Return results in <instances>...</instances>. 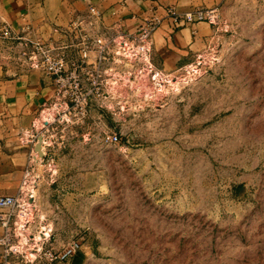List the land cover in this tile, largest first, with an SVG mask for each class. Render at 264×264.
I'll use <instances>...</instances> for the list:
<instances>
[{"label":"rangeland","instance_id":"obj_1","mask_svg":"<svg viewBox=\"0 0 264 264\" xmlns=\"http://www.w3.org/2000/svg\"><path fill=\"white\" fill-rule=\"evenodd\" d=\"M42 7L54 23L70 10ZM218 7L166 98L130 97L121 113L119 98L106 116L35 134L38 221L57 249L80 241L71 264H264V0Z\"/></svg>","mask_w":264,"mask_h":264},{"label":"built area","instance_id":"obj_2","mask_svg":"<svg viewBox=\"0 0 264 264\" xmlns=\"http://www.w3.org/2000/svg\"><path fill=\"white\" fill-rule=\"evenodd\" d=\"M166 11L165 16L150 15L131 31L118 22L107 24L103 13L89 4L67 24L55 26L50 38L37 34L31 25L16 28L0 18V55L17 68L40 71L53 80L52 97L21 138L30 149L21 186L15 194L0 196V264H71L81 250L80 241L73 239L57 249L53 226L38 221L40 210L32 175L35 134L57 124L84 123L93 113L106 116L109 104L119 98L126 100L120 113L130 97L144 96L153 101L166 98L177 78L154 64V33L166 17L178 24L206 22L216 26L220 16L219 7L186 12L168 7ZM201 65L202 55H198L197 63L184 71L197 76ZM124 86L132 93L128 98ZM106 140L115 144L119 137L109 134Z\"/></svg>","mask_w":264,"mask_h":264},{"label":"crops","instance_id":"obj_3","mask_svg":"<svg viewBox=\"0 0 264 264\" xmlns=\"http://www.w3.org/2000/svg\"><path fill=\"white\" fill-rule=\"evenodd\" d=\"M224 1L0 0V18L16 28L31 25L37 34L50 38L55 26L67 24L75 13L86 10L92 3L105 12L110 20L119 17L125 26L131 28L137 27L154 13L165 16L168 7L186 12L198 8L222 7ZM47 3L70 4L69 13L63 22L54 23L56 16L51 18L44 14L42 6ZM50 23L53 25L50 26ZM215 27L206 22L178 24L166 17L153 36L154 64L166 72L188 65L195 59V54L210 43ZM52 82L48 75L17 68L0 55V196L15 194L20 187L30 152L21 143V138L32 127L42 105L52 97ZM2 233L0 226V235Z\"/></svg>","mask_w":264,"mask_h":264},{"label":"bare ground","instance_id":"obj_4","mask_svg":"<svg viewBox=\"0 0 264 264\" xmlns=\"http://www.w3.org/2000/svg\"><path fill=\"white\" fill-rule=\"evenodd\" d=\"M39 155L41 156L40 152H39ZM35 180H36L35 177H33V182H34ZM32 187H34V185L31 186V188H32Z\"/></svg>","mask_w":264,"mask_h":264}]
</instances>
